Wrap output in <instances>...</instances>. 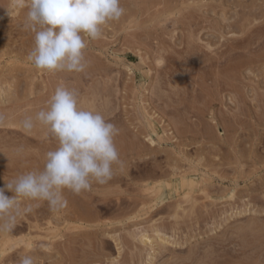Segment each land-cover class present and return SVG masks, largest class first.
<instances>
[{
  "label": "rangeland",
  "instance_id": "374dc122",
  "mask_svg": "<svg viewBox=\"0 0 264 264\" xmlns=\"http://www.w3.org/2000/svg\"><path fill=\"white\" fill-rule=\"evenodd\" d=\"M170 2L120 0V24L87 41L85 70L49 73L28 59L27 7L9 12L0 0L5 195L58 146L35 120L57 87L119 129L120 160L106 184L64 190L59 211L21 199L14 229L0 234V264L30 253L38 264H150L149 254L154 264H264V0Z\"/></svg>",
  "mask_w": 264,
  "mask_h": 264
},
{
  "label": "clouds",
  "instance_id": "9594fccd",
  "mask_svg": "<svg viewBox=\"0 0 264 264\" xmlns=\"http://www.w3.org/2000/svg\"><path fill=\"white\" fill-rule=\"evenodd\" d=\"M24 7L28 9L25 27L34 33L35 45L28 59L38 70L49 73L83 72L87 41L101 38L103 27L124 13L120 0H9L7 9ZM48 103L35 120L58 146L45 154L42 171H30L7 182L14 197L0 188V234L14 229L21 199L47 202L51 211H59L67 205L64 190L80 194L92 182L106 184L119 160L114 144L118 129L98 112L82 108L74 91L57 87ZM24 127L32 129L31 118ZM17 264L38 262L25 254Z\"/></svg>",
  "mask_w": 264,
  "mask_h": 264
},
{
  "label": "bare ground",
  "instance_id": "6f19581e",
  "mask_svg": "<svg viewBox=\"0 0 264 264\" xmlns=\"http://www.w3.org/2000/svg\"><path fill=\"white\" fill-rule=\"evenodd\" d=\"M148 1V0H147ZM154 1V0H153ZM155 1H157V3H158V5L159 4H163L164 3V5L167 3V5L169 4V3H171L170 1H173V0H162V1H164V2H162V1H158V0H155ZM144 3V2H143ZM150 3H151V1H150ZM156 3V2H155ZM153 4V3H152ZM144 5H145V3H144ZM152 6V5H151ZM154 7V6H153ZM156 7V6H155ZM163 9H165V8H163ZM159 11V10H158ZM166 13V12H165ZM174 13V12H173ZM251 13V12H250ZM243 16V15H242ZM246 16V15H245ZM256 19V18H255ZM251 20V19H250ZM118 22H119V20H118ZM238 23H240V22H238ZM244 23V22H243ZM251 23V22H250ZM119 24H120V22H119ZM236 27V26H235ZM240 27V26H239ZM245 27V26H244ZM230 29V28H229ZM240 29V28H239ZM247 29H249V28H247ZM237 30V29H236ZM241 32V31H240ZM248 35V34H247ZM251 35V34H250ZM249 36V35H248ZM241 38V37H240ZM247 38V37H246ZM246 39H244V41H245ZM231 41V40H230ZM247 47V46H246ZM188 50V49H187ZM188 52V51H187ZM185 53V52H184ZM189 53V52H188ZM191 53V52H190ZM231 53V52H230ZM187 54V53H186ZM226 54V53H225ZM175 55V54H174ZM214 60V59H213ZM235 68V67H234ZM158 70V69H157ZM236 70V69H235ZM236 72H237V70H236ZM121 78V77H120ZM238 79V78H237ZM121 80V79H120ZM219 81V80H218ZM220 82V81H219ZM224 82V81H223ZM222 83V82H221ZM226 83V82H225ZM225 86H228L227 84L225 85ZM234 86V85H233ZM154 101V100H153ZM159 101V100H158ZM166 103V102H165ZM171 105V104H170ZM46 107H47V105H46ZM49 107V106H48ZM44 108V107H43ZM41 109V108H40ZM46 110V109H45ZM176 110H178V109H176ZM174 111V110H173ZM38 112V111H37ZM177 112V111H176ZM174 113V112H173ZM165 114V113H164ZM10 120V119H9ZM8 121V120H7ZM122 121H123V119H122ZM121 121V122H122ZM122 124V123H121ZM153 125V124H152ZM151 125V126H152ZM15 126V125H14ZM117 126V125H116ZM152 127H154L155 128V126H152ZM127 129V128H126ZM126 129L124 130V131H126ZM15 130V129H14ZM46 130V129H45ZM119 130V129H118ZM155 130V129H154ZM30 131H32V130H30ZM144 131V130H143ZM180 131V130H179ZM146 132V131H145ZM182 132V131H181ZM24 133V132H23ZM35 133H36V131H35ZM136 133V132H135ZM137 133L138 134H136V137H139L141 134H143V132H142V130L141 131H137ZM32 134V133H31ZM121 134H122V132H121ZM121 134L119 135V136H121ZM125 134V133H124ZM131 134V133H130ZM127 135V134H126ZM135 135V134H134ZM25 137V136H24ZM117 137V136H116ZM123 137V136H122ZM38 138V137H37ZM44 138V137H43ZM51 138V137H50ZM126 138V137H125ZM128 138V137H127ZM132 138V137H131ZM45 139V138H44ZM134 139V138H133ZM141 139V138H140ZM125 140V139H124ZM262 140H263V137L260 139V142L262 143ZM31 141V140H30ZM119 141V140H118ZM137 141H139V140H137ZM152 141V140H151ZM48 142H50V141H48ZM120 142V141H119ZM152 142H154V141H152ZM28 143V142H27ZM123 143V142H122ZM131 143H132V141H131ZM133 143H134V141H133ZM136 143V142H135ZM43 145V144H42ZM117 145V144H116ZM120 145V144H119ZM128 145V144H127ZM129 148H130V146H128ZM118 148V147H117ZM137 149V148H136ZM202 150H203V148H202ZM121 151V150H120ZM136 151L137 150H134L133 149V152L134 153H136ZM47 152V151H46ZM141 153V150H138V153ZM142 154V153H141ZM201 154V153H200ZM138 155H140V154H138ZM135 156H137L136 154L134 155V157ZM141 156V155H140ZM140 156H138V157H140ZM207 156H208V154H207ZM235 157V156H234ZM242 157H245V156H242ZM253 157H255V159H258V157L256 158V156H253ZM262 157V156H261ZM261 157L259 158V159H261ZM250 158V157H249ZM132 159V158H131ZM135 159V158H134ZM154 159V158H153ZM239 159V158H238ZM252 159H254V158H252ZM258 159V160H259ZM151 160V159H150ZM120 161V160H119ZM135 160H133V162H134ZM156 161V160H155ZM236 161H239V160H236ZM242 161V160H241ZM131 163H132V160L130 161ZM136 162V161H135ZM231 162V161H230ZM251 162V161H250ZM253 162V161H252ZM257 162H260V160L259 161H257ZM257 162H255L254 161V163H256L257 164ZM26 163V162H25ZM204 163H207V162H204ZM214 163V162H213ZM217 163V162H216ZM229 163V162H228ZM129 164V163H128ZM134 164V163H133ZM132 164V166H136V165H133ZM135 164H137V163H135ZM209 164V163H208ZM210 164H212V163H210ZM219 164V163H218ZM229 164H231V163H229ZM130 165V164H129ZM191 165V164H190ZM189 165V166H190ZM203 165H205V164H203ZM207 165V164H206ZM217 165V164H216ZM221 165V164H220ZM219 165V166H220ZM226 165V164H225ZM1 166V165H0ZM131 166V165H130ZM137 166H138V164H137ZM173 166V165H172ZM171 166V167H172ZM208 166V165H207ZM210 166V165H209ZM223 166H224V164H223ZM157 167V166H156ZM170 167V168H171ZM190 167H193L192 165L190 166ZM204 167V166H203ZM206 167V166H205ZM213 167H215V165L213 166ZM217 167V166H216ZM9 168V167H8ZM129 168V167H128ZM133 168H136V167H133ZM174 168V167H173ZM179 168H182L183 169V167L182 166H178V170H180ZM188 168V167H187ZM197 168V167H196ZM139 169V168H138ZM181 169V172H184L183 170ZM194 169V168H193ZM130 170V169H129ZM157 170V169H156ZM155 170V171H156ZM189 170H192V168L191 169H188V171ZM195 170V169H194ZM169 171V175H172L171 173H170V171L171 170H168ZM164 171H162V174H164L163 173ZM166 172V174H168L167 173V171H165ZM180 172V173H181ZM185 172H187L186 170H185ZM191 172V171H190ZM198 172V171H197ZM158 173V172H157ZM161 172H159V174H160ZM176 173V172H175ZM192 173V172H191ZM161 174V175H162ZM179 174V173H178ZM183 174V173H182ZM9 175V174H8ZM153 175V174H152ZM177 175V174H176ZM180 175V174H179ZM166 176H168V175H166ZM181 176V175H180ZM8 177V176H7ZM123 177V176H122ZM13 178V177H12ZM202 178V177H201ZM203 180H206V179H203ZM204 182H206V181H204ZM200 183V182H199ZM203 182H201V184H202ZM201 184H199V185H201ZM198 185V184H197ZM205 186V185H204ZM210 187V186H209ZM209 187H206V188H209ZM139 189V188H138ZM203 190V189H202ZM204 190H205V188H204ZM203 190V191H204ZM145 191V190H144ZM201 191V190H200ZM206 191V190H205ZM204 191V192H205ZM207 192H208V189H207ZM184 193V192H183ZM186 193H184V195H185ZM190 194V193H189ZM189 194H188V198H189ZM187 195V194H186ZM186 195L184 196V197H186ZM205 195V194H204ZM207 195V194H206ZM205 195V196H206ZM76 196V195H75ZM208 196V195H207ZM187 198V197H186ZM231 198V197H230ZM184 199V198H183ZM89 200H90V198H89ZM185 200H187V199H185ZM137 201V200H136ZM74 202V201H73ZM188 202V201H187ZM75 203V202H74ZM73 204V203H72ZM76 204V203H75ZM89 204V203H88ZM74 205V204H73ZM137 205V204H136ZM138 206V205H137ZM83 207V206H82ZM77 208H78V206H77ZM85 209V208H84ZM88 209V208H87ZM135 209V208H134ZM90 210V209H89ZM85 212V211H84ZM87 212V211H86ZM72 215H74V214H72ZM81 216H83V215H81ZM68 217V216H67ZM54 219V218H53ZM78 220V219H77ZM60 221V220H59ZM38 227V226H37ZM34 228V227H33ZM54 234V233H53ZM143 238V237H142ZM118 239H116V241H117ZM148 238L147 237H145V238H143L141 241L143 242V243H145V245L147 244V242H148ZM168 240V239H167ZM161 241V240H160ZM165 241V245L168 243V242H166V240H164ZM115 242V241H114ZM162 243H163V240H162ZM150 245H151V247H153V244L152 243H150ZM162 245H164V244H162ZM118 245H116V247H117ZM29 247H31V246H29ZM31 249V248H30ZM29 249V250H30ZM26 251H28V250H26ZM30 252V251H29ZM38 253V252H37ZM31 254V253H30ZM33 254V253H32ZM16 255V254H15ZM38 256V255H37ZM6 257V256H5ZM8 257V256H7ZM12 257L10 256V259H11ZM36 258V257H35ZM154 258H155V255H148V263H150V264H154Z\"/></svg>",
  "mask_w": 264,
  "mask_h": 264
}]
</instances>
